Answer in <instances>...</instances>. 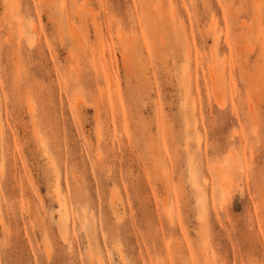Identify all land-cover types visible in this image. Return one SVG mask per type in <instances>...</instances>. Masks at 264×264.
I'll return each instance as SVG.
<instances>
[{"label":"rangeland","instance_id":"1","mask_svg":"<svg viewBox=\"0 0 264 264\" xmlns=\"http://www.w3.org/2000/svg\"><path fill=\"white\" fill-rule=\"evenodd\" d=\"M0 264H264V0H0Z\"/></svg>","mask_w":264,"mask_h":264},{"label":"bare ground","instance_id":"2","mask_svg":"<svg viewBox=\"0 0 264 264\" xmlns=\"http://www.w3.org/2000/svg\"><path fill=\"white\" fill-rule=\"evenodd\" d=\"M65 203V202H64ZM61 222L64 223V220L61 219Z\"/></svg>","mask_w":264,"mask_h":264}]
</instances>
